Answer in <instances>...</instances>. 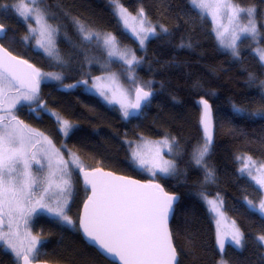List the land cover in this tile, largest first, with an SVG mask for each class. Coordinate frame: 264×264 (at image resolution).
Segmentation results:
<instances>
[{
	"label": "trees",
	"instance_id": "trees-1",
	"mask_svg": "<svg viewBox=\"0 0 264 264\" xmlns=\"http://www.w3.org/2000/svg\"><path fill=\"white\" fill-rule=\"evenodd\" d=\"M231 1L255 9L261 32L258 43L264 47V0ZM14 2L0 0V23L7 28L1 41L14 54L35 67L64 72L66 82L119 72L132 89L152 92L140 113L125 119L118 107L106 104L82 85L64 89L49 82L43 85V100L48 109L75 125L69 137L64 139L57 120L37 105L17 108V119L47 134L64 150L74 151L86 167H103L144 180L149 177L134 165L127 140L174 138L176 170L156 179L180 195L171 222L178 264H220L222 256L226 264H264V246L258 241L264 235V216L247 203L250 200L257 206L263 191L239 170L242 155L264 161V63L253 52L251 39L238 43L240 56L235 57L219 46L213 22L189 0H119L132 13L143 9L153 26L167 29L142 48L124 29L111 0H45L49 20L59 29L56 62L26 42L27 24L5 7ZM76 20L90 29L111 32L121 45L133 50L136 61L129 65L110 58L97 41L84 39ZM204 100L211 103L215 125V140L204 159L206 170L195 163L193 155L204 143ZM76 179L72 216L77 223L69 227L41 215L37 231L45 240L38 260L116 264L81 235L78 218L89 191L78 175ZM201 194L221 197L227 214L243 233V248L228 243L223 253L219 251L217 228ZM0 264H18L1 245Z\"/></svg>",
	"mask_w": 264,
	"mask_h": 264
},
{
	"label": "snow or ice",
	"instance_id": "snow-or-ice-1",
	"mask_svg": "<svg viewBox=\"0 0 264 264\" xmlns=\"http://www.w3.org/2000/svg\"><path fill=\"white\" fill-rule=\"evenodd\" d=\"M111 2L116 6L123 24L131 27L129 19L136 18L130 17L127 9L119 5V0H111ZM40 3L42 0H27V2L17 0L16 3L5 7L12 8L24 21H28L30 17L34 18L40 25L41 40L38 43L49 56H56L59 59L54 41L58 29L47 23L46 14L39 7ZM189 3L194 8L200 9L202 13L210 14L214 23H218L219 13L222 10L230 13V21L239 18L241 13H246L247 24L238 26L239 32L254 38L257 35L254 8L233 5L231 0H189ZM143 15V9H140L139 31L132 27V32L136 35L155 34V28L151 25L144 27ZM30 30L36 32L34 28ZM80 31H85L83 26ZM0 34L6 36L3 24H0ZM93 35L97 34L88 33L84 39L90 40ZM146 38V35L141 37V44ZM238 39L240 36L233 32L232 41L227 45L233 50L234 56L239 55L236 46ZM104 43L115 50V37L111 34L106 35ZM0 52L5 53L0 56V242L15 254L18 264L20 261L22 264H34L40 255L39 246L42 241L31 234L28 227L29 220L34 215L45 212L55 217L57 222L69 226L73 224L66 211L71 198L69 161L62 157L47 137L17 119L13 109L21 102L29 104L37 102V107L43 108L44 106L38 103L41 79L50 76L61 80L62 77L51 73L42 74L38 69L28 65L27 61H19L12 57L6 49L0 48ZM121 55L123 58L126 54ZM260 58L264 61V54ZM134 61L135 57H132L126 60V63L131 65ZM21 66H27L30 71H23ZM81 83L87 84V81ZM67 87L74 88L76 85H67ZM99 94L106 100L109 99L103 90H100ZM151 95L150 91L138 88L135 103L129 105L122 101L117 102L121 103L124 116L127 117L129 107L139 109L141 101H147ZM201 102L204 105L202 124L205 137L203 145L193 154L198 165L203 162L211 145L210 107L206 100ZM235 111L244 112L240 108H236ZM57 121L63 134L67 136L73 126L69 121L62 120L58 116ZM159 143H163L169 152L172 151L167 138ZM172 143H175L174 138ZM37 144L41 145L39 149L36 148ZM132 156L138 158L139 153L133 151ZM247 159L251 160V157ZM71 163L83 171L78 159H73ZM139 163L143 166L145 161L140 159ZM33 165L38 166L41 178L33 173ZM152 166L165 175H171L175 171L174 164L162 157L154 160ZM247 168L248 165L245 164L240 171L244 172ZM256 170L262 174L252 176V172L249 171L248 175L252 176L258 185L264 187V165ZM83 174L85 183L91 186L92 192L84 206V217L80 221V227L87 240L93 242L106 257L114 258L117 264H178L176 248L171 242V233L167 227L168 215L176 197L164 192L159 184L142 185L138 181L113 177L112 174L104 173L100 169L93 172L84 171ZM152 174L155 175L156 172L153 171ZM211 175L209 171V176ZM209 203L212 205V210L216 211L215 202L209 201ZM247 203L250 207L256 208L252 201L249 200ZM257 210L264 214V200L260 202ZM227 235L230 236V245L243 248V233L238 228H233ZM258 241L264 246V235L258 237ZM217 246L223 253L225 239L221 234L217 236ZM220 264H225L223 256Z\"/></svg>",
	"mask_w": 264,
	"mask_h": 264
},
{
	"label": "rangeland",
	"instance_id": "rangeland-1",
	"mask_svg": "<svg viewBox=\"0 0 264 264\" xmlns=\"http://www.w3.org/2000/svg\"><path fill=\"white\" fill-rule=\"evenodd\" d=\"M44 1L45 0H42V3L39 4V7L42 10H44V12L46 14L47 23L51 24L53 27H56L58 29V27L56 25H54L49 20L48 13H47V11H46V9L44 7V5H45ZM26 2H27V0H26ZM14 3H16V2H14ZM119 5H121L125 9H127L121 2H119ZM233 5H237V4L233 3ZM29 6L31 7L32 5L30 4ZM112 6H113V9H114L117 17L119 18L120 22L122 23L124 29L127 32H129L133 37H135V39L140 43V46L142 48L146 47V44H147V42H148V40L150 38L154 37L160 31H164V29H165L164 26H161V25H158V24H157V26L156 25L153 26L150 23V21L148 20L147 16L144 14L143 15V19L145 21L144 27H148L149 25H151L152 27H155V34L140 33V35H136L135 33L132 32L131 28L134 27V28L137 29V31H139V28H140L139 21L141 19V17L138 16L139 12L137 14H135V13L130 12L127 9V12H128V14H130V17H135L136 19L133 20V19L130 18L129 19V25L131 27H126L123 24V21L120 19L119 15L117 13L116 6L113 3H112ZM244 8H250V7H244ZM198 10L201 11L200 9H198ZM202 14L205 15V16H208L211 19V21L213 22V19H212L210 14H208V13H202ZM247 19H248L247 14L246 13H241L239 18L233 19V20L230 21V13L228 11H226V10H222L219 13L218 23H214L213 22V29H214V32H215V34L217 36L218 44L223 50L228 51V52H230L233 55V50L231 48L227 47V45L229 43H231L233 32H235L237 35L240 36V39H238L236 41V46H237V49L239 51V55L235 56V57H239L240 56V48L238 46V43L244 38H249V39H251L252 44H253V48H252L253 52L256 53L259 56V58H260V56L262 54H264V47L261 46L258 43V38L260 37L261 32H260L259 24H258L259 21H257V17H256V11L254 12V19H255V22H256V25H257V35L255 36V38L253 36H251V35L241 34L239 32V27L238 26L246 25L247 24ZM24 22L27 24V28H28V32H27V36H26L27 39H25L26 42L29 43L35 50L41 51L45 56H47L48 58H51V59H53L54 61L57 62L59 59H57L56 56H49L48 53L45 51V49L42 48L40 46V44L38 43V41L41 40V37H40V34H39L40 25L37 24L35 19L31 18V17L28 19V21H24ZM75 24H76L79 32L83 36L87 35L88 33L97 34V35H93L92 39H90V40L97 41L98 44H100V46L102 47V49L113 60L120 61V62L123 61L124 62L126 60L132 59V57H135V61H136L137 58H136L135 54L133 53V50L130 47H128V46L121 45L117 41L116 37L111 32H108V31H96V30L90 29L87 26H85L81 21H78V20L75 21ZM263 24H264V18H263ZM81 26H83V28L85 29L84 32L80 31ZM33 28L36 29V32H32L30 30V29H33ZM218 33H220L221 35H218ZM107 34H111V36L115 37V42H116L115 50L104 43V38L106 37ZM145 35L147 36V38L144 39L143 44H141V37H143ZM58 38H59V29H58V32L54 36L55 49H56L57 52H58ZM110 53H114V54L110 55ZM121 54H126V55L122 58ZM58 56H59V52H58ZM262 62L264 63V61H262ZM35 69H38L39 72L42 73V74L43 73H51V74L60 75L62 77L61 80H56V79H54V78H52L50 76H45L44 78L41 79L40 85H39V101H38V103L42 104L44 106L43 110L45 112H49L50 114H52L53 117L56 120H57V116L60 117V119H62V120H66V119H64L57 111L48 109L47 106L45 105V102L43 100V95H42L44 83L51 82V83L59 84L64 89H72V88H68L67 85H76V87L78 85H82L87 92L95 94L96 96H98L106 104L118 107L119 110L122 113V116L125 119H129L133 115L134 108L129 107L128 108L129 115L127 117H125L124 116V109L121 107V103L117 102V101H122L125 104H129V105L133 104L134 103V92H135V90L132 89V87H130L131 86L130 83H126L122 79V76L120 75L119 72L103 73L101 75L93 76L90 79H82V80H78V81H75V82H66L65 81L66 74L64 72L60 71V70H46V69H43V68H40V67H35ZM82 81H87V84L81 83ZM100 90H103L105 92V94L109 97L108 100H106L103 96H101L99 94ZM32 105H37V102H33L31 104L25 103V102H21L20 104H17L16 107L13 109V113L15 114L17 108H19L21 106H32ZM70 124L73 127L70 129V131H69L67 136H65L63 134V131L60 129L62 134H63V136H64V139H67L69 137V135L71 134V132L75 128V125L73 123H70ZM58 125H59V123H58ZM30 128H32L36 132L42 133L44 137H47L48 140H50L52 142V145L54 146V148L59 151V153L62 155V157L65 160L69 161V172H70V181H71V198L69 200L68 208L66 209V211H67L69 217L71 218V220L73 221V224L71 226H69V225H67L65 223H62V222H60V223L66 225V226H69V227H74L76 225L77 221L72 216V212L74 210L73 202H74V197H75V194H76L75 191H76V185H77V183H76V173L80 169L77 168L74 164H72L71 161L73 159H78L79 163L83 167H85L86 165L83 163V161L80 159V157L74 151L67 150V152H66L67 155H66L65 152H64V149L59 147V146H57L47 134H45L42 131L37 130V129L33 128V127H30ZM59 128H60V126H59ZM37 139H39V138L37 137ZM165 139L166 138H152V137H147V136H141L138 140H127L128 144L131 147V153L133 151H136V152L139 153V157L138 158H133L134 165L139 170H142L147 175V177H149L151 179H156L158 176H170V175H165V174L159 172L158 169L153 168L152 162L154 160H156V159H159V157H162L164 160L171 161L174 164L175 170H176L177 164H176L175 159L172 157L173 155L176 154V150H175V146H174L175 144L172 143L173 139L167 138L169 140V143L172 146V151L169 152L168 148L163 143H159V142H162ZM40 147H41L40 144L36 145L37 149H39ZM209 150H210V147H209ZM157 154H159V156ZM248 157H250V156L242 155V156L239 157L240 169L243 168L245 166V164L248 165V168L244 172H241V171L240 172L243 175L248 176L249 178H251L253 180L252 176H258V175L262 174L260 172H257L256 169L259 168L261 165H264V161L258 160V159H255V158L253 159L252 157H251V160H248L247 159ZM140 159H143L145 161V164L143 166H141V164L139 163ZM204 159H205V157H204ZM204 159H203V162L201 164H199V165L197 164V165L201 166L203 169L206 170L205 167H207V166L204 163ZM153 171L156 172L155 175L152 174ZM249 171L252 172V176L248 175ZM33 173L38 178H41V173L39 172L37 165H33ZM44 174H46V172ZM207 176L208 175L206 174V178H207ZM253 181L256 183L255 180H253ZM258 187H260L262 189V191H263L262 200H264V187H261L260 185H258ZM201 198L204 201V203L206 204V206L208 207L209 213L211 214L212 219H213V221H214V223L216 225L217 236H218V234L223 235V237L225 239V245L228 244L229 241H230V236H228L227 234L229 232H231L233 230V228H238L240 230L239 225L237 224V222L235 220H233L227 214V212L225 210L224 202L222 201L221 197H219V196H210V195H207V194H201ZM209 201L215 202L216 209H217L216 211L212 210V205L209 203ZM260 202H259V204H260ZM259 204L256 206L257 209H258ZM39 214L40 215H47L48 217L56 219L55 217H52V216L48 215L45 212H40ZM39 214H37V215H39ZM37 215H34L32 218H34ZM261 215L264 216V214H261ZM240 232H242V231L240 230ZM33 236H35V235H33ZM37 237L42 242L44 241V239L41 236H39L38 234H37ZM0 245L5 250L10 251L11 255L13 256V258L16 259L15 258V254L10 249H7L3 245V242H0Z\"/></svg>",
	"mask_w": 264,
	"mask_h": 264
},
{
	"label": "water",
	"instance_id": "water-1",
	"mask_svg": "<svg viewBox=\"0 0 264 264\" xmlns=\"http://www.w3.org/2000/svg\"><path fill=\"white\" fill-rule=\"evenodd\" d=\"M1 24V23H0ZM6 32H7V28L4 26ZM0 48H3V49H6L7 50V53H10L12 57H15L17 60L19 61H27L28 65H31L33 68H35V66L33 65V63L29 62L28 60H26L25 58H22L16 54H14L13 52H11L7 47H5L1 41V39H3L5 36L4 34H0ZM5 55V53L3 52H0V56H3ZM22 67V70L25 71V72H28L30 71V69H27V66H21ZM138 88H143V87H137L135 89V92H134V103H135V99H136V90ZM145 91H150V90H147L145 88H143ZM151 92V91H150ZM152 93V92H151ZM152 98V95L148 98L151 99ZM147 100V101H148ZM147 101H141V104H140V108L139 109H134L133 110V113L134 115H137L138 113H140V111L142 110L143 106L145 105V103ZM207 101V100H206ZM208 102V105L210 107V112H209V132H210V135H211V144L214 143V140H215V125H214V116H213V110H212V106H211V103L209 101ZM201 107H202V116H201V126H202V130H203V133L205 135V132H204V126L202 124V118H203V113H204V105L203 103H201ZM96 169H100L102 170V172L104 173H110L112 174L113 177H120V178H124L125 180H131V181H138L140 184L142 185H147V184H159L161 186V188L163 189L164 192H166L168 195L170 196H174L176 197V199L172 202V206H171V211L169 212V215H168V220H167V227L171 233V242L173 244V246L176 248V245L174 243V238H173V233H172V230H171V222L173 220V217H174V214H175V209H176V206L180 200V195L176 194V193H172V192H169L165 186L159 182L157 179H139V178H136V177H133V176H129V175H124V174H120V173H117L113 170H110V169H106V168H103V167H83V171L79 170L78 171V175H79V178L81 180V182L83 183V185L85 186L86 189H88L89 193L86 197V199L84 200L82 206H81V209H80V213H79V230L81 232V235L82 237L84 238V240L86 241V243L92 247H94L95 249L98 250V252L103 255L106 259H108L109 261L111 262H114L117 264V261L114 259V258H111V257H106L104 254L101 253V250H99V248L97 246L94 245L93 242L89 241L86 239V237L84 236L83 234V230L82 228L80 227V221L83 219L84 217V206L85 204L88 202V197L92 195V192H91V186L90 185H87L85 183V180H84V174L83 172L86 171V172H93L95 171ZM176 252H177V261H179V254H178V250L176 248ZM19 264H22V261L19 262ZM34 264H60V263H53V262H49V261H45V260H35L34 261Z\"/></svg>",
	"mask_w": 264,
	"mask_h": 264
},
{
	"label": "flooded vegetation",
	"instance_id": "flooded-vegetation-1",
	"mask_svg": "<svg viewBox=\"0 0 264 264\" xmlns=\"http://www.w3.org/2000/svg\"><path fill=\"white\" fill-rule=\"evenodd\" d=\"M60 147V146H59ZM62 148V147H61ZM64 149V148H63ZM70 151V150H69ZM64 152H65V154L67 155V150L65 149L64 150ZM86 167V166H85ZM79 171V170H78ZM78 175V172L76 173V176ZM78 177H79V175H78ZM80 179V178H79ZM81 181V180H80ZM76 183H77V179H76ZM83 184V183H82ZM84 186V185H83ZM85 187V186H84ZM40 214L39 215H37V216H35L34 218H31L30 220H29V225H28V227H29V229H30V232H31V234L32 235H35V236H37V234L39 235V236H41L44 240H45V238L43 237V235L41 234V233H39L38 231H37V226H38V223L40 222ZM79 219V218H78ZM78 223H79V220H78ZM79 226V225H78ZM5 229H6V226H5ZM21 230H23V225H21ZM44 242V241H43ZM42 242V243H43ZM41 246V245H40ZM40 248V247H39ZM38 260V259H37Z\"/></svg>",
	"mask_w": 264,
	"mask_h": 264
}]
</instances>
